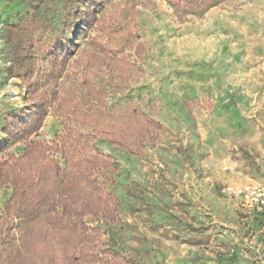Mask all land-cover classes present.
<instances>
[{
	"label": "rangeland",
	"instance_id": "rangeland-1",
	"mask_svg": "<svg viewBox=\"0 0 264 264\" xmlns=\"http://www.w3.org/2000/svg\"><path fill=\"white\" fill-rule=\"evenodd\" d=\"M116 1L144 49L141 70L110 94V105L133 100L163 127L139 154L99 141L114 160L109 175L121 204L114 223L87 222L132 264H264L263 220L256 227L234 194L248 183L264 187V0L189 15L166 0ZM90 3L0 0V128L6 114L24 118L39 98L16 75L30 54L43 64L40 49L65 38L75 56L98 33L76 24ZM60 128L50 107L33 137L51 140ZM11 192L10 184L0 189V215Z\"/></svg>",
	"mask_w": 264,
	"mask_h": 264
},
{
	"label": "trees",
	"instance_id": "trees-1",
	"mask_svg": "<svg viewBox=\"0 0 264 264\" xmlns=\"http://www.w3.org/2000/svg\"><path fill=\"white\" fill-rule=\"evenodd\" d=\"M90 1L76 24L98 33L75 56L72 40L52 38L36 57L43 64L30 54L16 74L39 98L24 118L6 114L0 128V189H12L0 215V264H132L102 227L87 222L114 223L121 204L109 175L114 160L98 143L139 154L163 126L133 100L110 105V94L141 70L144 46L116 0ZM166 1L174 13L189 15L234 0ZM50 107L61 130L51 140L34 138ZM19 141L22 152L8 150Z\"/></svg>",
	"mask_w": 264,
	"mask_h": 264
},
{
	"label": "built area",
	"instance_id": "built-area-1",
	"mask_svg": "<svg viewBox=\"0 0 264 264\" xmlns=\"http://www.w3.org/2000/svg\"><path fill=\"white\" fill-rule=\"evenodd\" d=\"M234 194L241 198L243 211L255 215L263 220L261 231H264V187L260 184L248 183L234 190Z\"/></svg>",
	"mask_w": 264,
	"mask_h": 264
},
{
	"label": "crops",
	"instance_id": "crops-1",
	"mask_svg": "<svg viewBox=\"0 0 264 264\" xmlns=\"http://www.w3.org/2000/svg\"><path fill=\"white\" fill-rule=\"evenodd\" d=\"M236 198L240 199V201H241V198L239 196H236ZM248 217H250V219L253 221V223H255V225H256V221L259 222L258 218L255 215H253V216L250 215ZM256 227H257V225H256Z\"/></svg>",
	"mask_w": 264,
	"mask_h": 264
}]
</instances>
